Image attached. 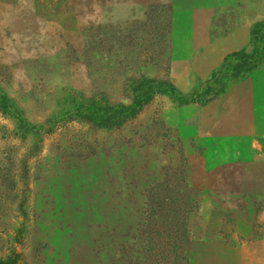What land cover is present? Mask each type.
Listing matches in <instances>:
<instances>
[{
    "label": "rangeland",
    "instance_id": "rangeland-1",
    "mask_svg": "<svg viewBox=\"0 0 264 264\" xmlns=\"http://www.w3.org/2000/svg\"><path fill=\"white\" fill-rule=\"evenodd\" d=\"M16 256L264 264V0H0V259Z\"/></svg>",
    "mask_w": 264,
    "mask_h": 264
},
{
    "label": "trees",
    "instance_id": "trees-1",
    "mask_svg": "<svg viewBox=\"0 0 264 264\" xmlns=\"http://www.w3.org/2000/svg\"><path fill=\"white\" fill-rule=\"evenodd\" d=\"M154 85L151 84H146L145 85V90L142 94L137 95L134 103L132 105H130L129 107H122L119 106L118 108H116L113 111H110L109 113H107L106 109H104L105 111H103V113L101 114L102 116V121L105 125V127L113 125L117 120L120 119V117H123L124 120H127L128 118L132 117L136 111H137V107L142 106L143 104H145L146 102H148V100L153 97L154 95H156L157 93H159V91L154 89ZM106 99L102 98V100L99 103H105ZM99 109H102L101 106L98 107ZM93 118L95 117L94 115H92ZM110 124V125H109ZM0 264H18V260H17V256L16 258L11 259H0Z\"/></svg>",
    "mask_w": 264,
    "mask_h": 264
}]
</instances>
